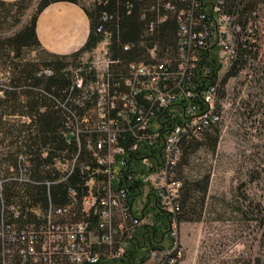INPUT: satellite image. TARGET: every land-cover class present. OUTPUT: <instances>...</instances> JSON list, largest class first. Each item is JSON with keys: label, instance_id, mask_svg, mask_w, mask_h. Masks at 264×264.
<instances>
[{"label": "built area", "instance_id": "2783aa9c", "mask_svg": "<svg viewBox=\"0 0 264 264\" xmlns=\"http://www.w3.org/2000/svg\"><path fill=\"white\" fill-rule=\"evenodd\" d=\"M120 1L127 13L140 6V19L149 18L150 34L173 19V51L154 43L144 58H112V33L105 26L118 21V8L100 15L96 32L103 39L89 61L81 59L92 78L84 77L81 65L72 71V88L83 90V99H92L93 108L84 126L68 119L67 142L74 141L77 151L54 164V183L67 182L74 174L83 182L67 186L63 204L52 203L47 195L45 206L2 205L0 264L117 260L127 254L141 228L154 224L147 212L151 206L167 216L169 242L146 248L145 263L177 264L184 257L182 183L177 178L183 144L222 123L226 77L234 68L255 65L262 19L245 10L243 0H118L117 6ZM122 50H131V45ZM26 169L18 165L20 172ZM24 177L17 181L30 180Z\"/></svg>", "mask_w": 264, "mask_h": 264}, {"label": "trees", "instance_id": "16d2710c", "mask_svg": "<svg viewBox=\"0 0 264 264\" xmlns=\"http://www.w3.org/2000/svg\"><path fill=\"white\" fill-rule=\"evenodd\" d=\"M33 0H18L4 2L0 0V12L6 6L21 4L25 9ZM81 0H40L34 13L19 31L10 37L0 38V65L8 70L9 75L3 74L0 78V208L2 205L45 206L47 195L54 204L66 202L67 186L82 184L79 174L71 176L67 182L54 183L58 173L54 168L55 160L70 157L77 151L74 141L67 142L68 119L74 120L84 126L83 119L91 114L93 100L83 99L84 91L72 88L73 70L83 66L82 74L87 80L92 78L87 66L82 64L84 54H89L102 41L103 36L96 32L100 15L110 13L118 8V21L106 23V30L112 33L111 56L122 62L141 59L147 56L146 48L154 43L164 50L175 46L176 25L173 19L158 24L152 34L147 32L146 20L140 19V6L134 5L129 13L123 7V2L117 6L118 0H101L90 7H83ZM54 2H69L78 4L83 9L89 20V34L85 44L76 52L68 55L52 54L42 49L35 33L36 18L40 12ZM243 8L247 11H256L261 17L258 30V48L255 56L260 52V43L264 42L261 27L264 23V0H243ZM263 39V42H262ZM130 44L131 50L123 51L122 46ZM23 48L40 49L42 52L41 65L35 62H23L20 52ZM171 51V50H170ZM173 53L171 52V55ZM12 55V56H10ZM163 55V52L161 53ZM2 60V61H1ZM86 68V69H85ZM214 70L216 65H212ZM48 70V75L43 74ZM241 68H234L227 78L235 76ZM76 101H83L79 106ZM211 130V129H210ZM205 131L204 133L208 132ZM203 133V134H204ZM202 136V135H201ZM218 141V130L205 134V142L192 139L183 144L182 155L177 169L186 164L189 153L196 151L203 144L214 149ZM82 151L85 147L84 139L81 140ZM27 166L22 172L18 165ZM19 176H25L28 182H18ZM24 177V178H25ZM48 183V184H47ZM208 180L198 188L206 193ZM193 187L184 188L181 199V212L179 222L189 221L182 214L187 200L190 199ZM182 196V193H181ZM156 212L153 215V225L141 228L127 254L113 261H104L97 264H136L145 260V249H157L161 246L163 237L167 233L168 218L152 207ZM264 221V218L261 222ZM256 264H260L259 260Z\"/></svg>", "mask_w": 264, "mask_h": 264}, {"label": "rangeland", "instance_id": "374dc122", "mask_svg": "<svg viewBox=\"0 0 264 264\" xmlns=\"http://www.w3.org/2000/svg\"><path fill=\"white\" fill-rule=\"evenodd\" d=\"M39 1L33 0L23 10L21 4L6 6L0 12V38L19 31ZM95 2L99 1L79 4L90 7ZM261 31L264 39V23ZM260 45L253 67L226 77L222 90L226 112L222 123L206 132L218 130L215 148L203 144L177 169L183 190L194 182L198 186L182 210L189 221L180 222L184 257L177 264H256L257 260L264 264V42ZM42 55L40 49L23 48L20 59L40 64ZM82 59L89 61L90 53ZM3 74L9 75L0 65V78ZM206 133L199 138L203 143ZM206 179L203 194L198 188ZM148 209L153 216L156 210ZM163 241L169 242L167 233Z\"/></svg>", "mask_w": 264, "mask_h": 264}, {"label": "crops", "instance_id": "0c3cea01", "mask_svg": "<svg viewBox=\"0 0 264 264\" xmlns=\"http://www.w3.org/2000/svg\"><path fill=\"white\" fill-rule=\"evenodd\" d=\"M35 33L45 51L68 55L78 51L85 44L89 34V20L80 5L54 2L37 16Z\"/></svg>", "mask_w": 264, "mask_h": 264}]
</instances>
